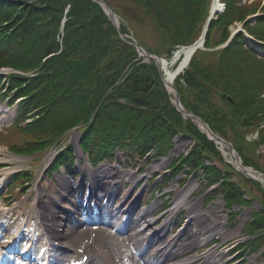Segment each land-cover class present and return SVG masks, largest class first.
I'll return each mask as SVG.
<instances>
[{
	"label": "trees",
	"instance_id": "1",
	"mask_svg": "<svg viewBox=\"0 0 264 264\" xmlns=\"http://www.w3.org/2000/svg\"><path fill=\"white\" fill-rule=\"evenodd\" d=\"M223 1L225 11L210 22L205 48L225 41L228 26L258 7L238 5L239 0ZM129 2L159 31L157 49L147 46L148 50L157 53L162 47L171 54L176 45L192 43L199 36L210 0ZM115 12L122 13L117 8ZM120 17V31L130 33L133 22ZM250 29L264 39V18H258ZM242 39L238 35L226 47L213 51L196 50L174 85L186 110L230 140L244 164L264 172V156L256 151L259 142L245 138L264 121V58L243 47ZM205 58L213 62L208 64ZM1 66L20 71L8 78L9 91L24 97L17 122L32 112V121L19 127L28 137L19 151H39L77 126L80 146L91 159L111 156L115 148L141 156L152 149L160 153L161 143L170 142L172 135H189L195 144L182 163L209 184L220 183L217 193L228 204H249L245 193L257 199L261 209L251 215L247 228L261 231L253 249L264 240V188L237 172L193 119L177 111L154 62L138 57L135 47L119 35L98 3L0 0ZM260 139L264 141V135ZM198 170L202 174H197ZM232 174L237 175L236 181H230Z\"/></svg>",
	"mask_w": 264,
	"mask_h": 264
},
{
	"label": "rangeland",
	"instance_id": "2",
	"mask_svg": "<svg viewBox=\"0 0 264 264\" xmlns=\"http://www.w3.org/2000/svg\"><path fill=\"white\" fill-rule=\"evenodd\" d=\"M245 4H249L253 2V5L256 6L259 4L261 0H244ZM108 4L114 8L119 9L122 13L117 12L119 16H127L131 21L133 22V25H131L130 32H132L141 43L145 44L146 46L150 47L152 50L157 49V45H159L157 38H159V31L156 28L155 24L152 22V20L148 16H144L139 8L133 7L132 4L129 2V0H106ZM264 4V0H262ZM221 4L219 5V7ZM249 21L251 23H254L255 17H250ZM240 24H237L233 29L236 30V28H240ZM136 27V28H135ZM248 29H250L249 24L246 25ZM137 32V33H136ZM133 35V36H134ZM250 40V39H249ZM248 38L246 40V45L250 44ZM260 54L264 56V47H259ZM176 50H174L175 52ZM158 55H160L161 58L166 59L167 61L171 60V57L169 53H166L164 49L161 47V50H159ZM208 64H211L213 61L209 58L204 59ZM175 64H172L170 68H174ZM3 82V81H2ZM5 85V84H4ZM170 91V89H169ZM171 101L174 102V98H171ZM16 106L13 105L11 108L7 107L5 103L0 104V127L2 126V130L0 131V209L2 207H5L6 210L9 212L4 215V226H6V223L8 227H12L17 224H22L24 221L26 223V231L29 233L31 230L34 229L35 223L33 220L35 215L33 211V205L36 204V206H39L38 204H45L48 209L50 208V205L53 204L52 200L54 202H57L60 206H63L65 208H70L71 204L68 202V204H64L66 201H61V196L65 195V197L72 200L71 196L73 193H66L65 190V184H68L71 186L70 182L67 179L66 173L61 167H57L56 169H50L49 165L51 164V161L53 157L56 155V150L47 151L45 149H42L38 151L37 153H24V154H13L10 153L7 150V147L9 145H14L19 148V146H23V143L25 142L26 135L24 132H22L20 129H17L18 127H14L13 125H10L12 122V119L14 117ZM257 123H259L257 121ZM264 121L260 122L259 129H253L248 132V136L251 139H254V132L255 131H261V136L264 135ZM76 131V130H74ZM179 133V132H178ZM215 133V132H213ZM217 134V133H215ZM219 135V134H217ZM221 136V135H220ZM70 141L72 143L75 142L76 135L71 134ZM70 143V142H69ZM193 143V140L190 137L185 136L184 134H175L172 135L170 138V142L164 141V143H161L160 148L162 149L161 154L154 155L152 157H147L142 160H131L133 161V164L129 167H125L123 165V162L125 160L124 153L121 151L119 152L120 162H110V161H103L99 163L97 166L91 169V173L94 172L97 169H104L106 172H108L109 178H113V181L111 182L110 186L113 184L117 186V184H120L125 175L128 172H134L137 177V173H140L142 177L147 181L149 180L147 192L141 198V201H139V209L141 207L145 208H155L153 214H156L157 210L159 209V206L161 203H167L170 205V208H168L166 211L161 212L159 215H154L155 218V224L157 226L165 225L167 222L165 221V218L168 215L172 214V219L170 220V229L167 230V233L165 234L166 239H170L174 236H176L185 226L186 221L188 220V213L187 210L182 212L180 209L183 206L186 205H176V199L178 195L185 192L187 189L191 188V192L188 194L187 199L189 201H197L198 207L197 210L199 211L197 214H195V219L190 220V225L188 227H194L196 225V218L201 216L203 220L207 221V227L213 226V225H219V228L216 230H213L207 234H203L201 232V236H208L207 244L204 245H198L188 250L187 256L194 255L197 257V255H202L207 253L208 251L213 250L214 253L218 254L217 258V264H220L224 260H227L228 256L229 258H232L229 261H234L233 264H264V249L263 244L264 241H261V243H258V246L255 247L253 250V253H248L247 248L242 249V238L243 234L245 232V227L243 226L245 220L247 219L249 213L251 211H257L260 207L256 202H253L251 204V207L239 209L240 206H229L227 204L228 208L225 209L226 202L222 199L220 196L221 193H218L212 201L206 202V181L202 178H194L192 176H189L188 174V168L186 164L182 165L179 164L177 166V169H175V176L171 174L165 177V179H170L167 185H164V182H161L162 178H164V173L168 167H171L174 165L173 161L176 160V163L178 162V158L181 157V154L183 152H187L189 148L191 147ZM218 144V143H217ZM220 149H225L227 151V154L224 153V158L235 165L236 158L233 156L232 151L230 148H228L225 145L218 144ZM253 149V145L249 147V149ZM125 153H127L126 149H123ZM257 153H260L262 156H264V142L261 141L258 144V147L256 148ZM251 158H254L252 154H248ZM161 156V157H160ZM261 156V157H262ZM261 160L264 162V158L262 157ZM84 162V161H83ZM135 162V163H134ZM262 162V163H263ZM157 163L158 166H156L151 173H146V170L148 167L152 164ZM85 167V165H84ZM87 167V165H86ZM22 169H28L31 174V180L27 182L26 184H22L19 182L12 183V173L18 170ZM75 171V170H74ZM189 176V178H188ZM156 179V185L157 188H160V193L158 195L154 194V190L152 188L151 181L153 179ZM73 179V178H72ZM144 179H142L136 187H134V190L131 191V196L128 198L129 200L134 199L136 197V194L139 193L141 185L144 183ZM164 179V180H165ZM21 180V179H20ZM105 180V179H104ZM118 181V183H114V181ZM65 181V182H64ZM79 181V178L75 179L73 181V186L76 187L77 183ZM88 183V180H87ZM38 185L40 189L44 191V193L41 196H38L35 186ZM132 186V182L127 184L126 189L130 190ZM162 187L164 189H162ZM152 196L151 195V192ZM171 191L172 196L170 199L167 198V193ZM166 201V202H165ZM145 202V205L143 204ZM41 209V208H40ZM235 209L238 216L236 217V221H233L231 223L229 213ZM102 212L109 210V205L105 207L104 205L101 206ZM137 210V209H136ZM180 210V212H178ZM15 211V215L11 218L10 215L12 212ZM171 213V214H170ZM152 214V215H153ZM179 214V218L177 219L179 222H177V228L174 227V223L176 220V216ZM162 216V217H159ZM131 217L135 218V213L131 215ZM105 218H109L106 214ZM160 218V219H159ZM101 228H103V231L98 230H87L84 227L79 226L76 231L74 232L76 235L78 234V237L75 239H71L70 241L74 243L76 240H84L87 238H94L99 244H104L109 248V250L112 252L113 256L118 262H121L122 260H125L126 257H128L129 260L133 262H138L140 259V256L137 255L135 252L141 253L144 256L149 248L144 249L143 245H131L129 242V239L125 235L118 234L112 227L100 225ZM169 228V226H168ZM149 228H147L148 230ZM153 229V227L151 228ZM238 229V232L232 236L226 237V233ZM105 230V231H104ZM170 230V231H169ZM146 232V230L144 231ZM4 233V232H3ZM148 233V231H147ZM144 235H140L139 238H143ZM230 246L222 247L224 252L222 253V249L220 248L224 242H231ZM239 242V245L235 250L229 253V248H232L234 244H237ZM4 244V242H1ZM0 243V247L3 245ZM20 244V249H24L25 244L28 243L26 240L24 241H15L14 244ZM8 245V244H6ZM207 245H211L210 248H207ZM249 245V244H248ZM176 249V248H174ZM228 249V250H227ZM241 249V250H240ZM232 257L231 254L234 251H237ZM3 249H0V252H2ZM94 252H98L97 250H94ZM150 254H153L155 250H149ZM255 251V252H254ZM71 251H68L67 253H70ZM99 253V252H98ZM139 254V253H138ZM220 254V257H219ZM65 255V253L63 254ZM69 259H79L78 256H74L72 254L67 255ZM152 256V255H151ZM1 257V255H0ZM1 260V258H0ZM205 259H202V257H198L195 259L194 264H201L202 261ZM96 264V263H94ZM137 264H141L140 262Z\"/></svg>",
	"mask_w": 264,
	"mask_h": 264
},
{
	"label": "bare ground",
	"instance_id": "3",
	"mask_svg": "<svg viewBox=\"0 0 264 264\" xmlns=\"http://www.w3.org/2000/svg\"><path fill=\"white\" fill-rule=\"evenodd\" d=\"M218 3V1H217ZM215 2L212 6V10L217 8L218 5ZM254 45L264 47L263 44L255 42ZM193 54V46H187L180 48L172 57L171 61H163L161 64V67L163 68V71L166 76V84L169 86L175 78V76L180 73L184 67H186L188 61L190 60L191 56ZM172 64H175L174 68H170ZM203 129H205L204 126H202ZM239 162H237L238 165ZM158 166L157 163L152 164L146 171V173H150L153 171V169ZM239 166V165H238ZM245 172L247 174L256 176L255 173L250 169H245ZM92 176V188L98 189L104 193L105 196L108 198L106 199V203L110 204L111 206L115 204L117 207L115 208V217L120 219L119 214L124 213L123 209L127 206V198L129 194L127 192L124 193V189H120V186H109V184L106 183L107 179H113L109 178L108 172L104 169H97L94 173L91 174ZM129 178H133V174L126 175ZM105 179V180H104ZM191 192V188L187 189L185 192L178 195L176 199V203L187 204L188 208V215L192 216L190 217V220L195 219V213L197 212L198 202L197 201H189L187 199L188 194ZM42 193L41 190L38 189V195L40 196ZM97 191L92 193V196L97 197ZM124 193V194H123ZM62 198V197H61ZM55 200V199H54ZM54 200H52L53 204L50 205L49 209V215H47L46 220V226H48L50 231V237L53 238V241L55 242H61L65 240H70L75 238L76 234L74 233L76 231V215L74 213H67L64 210H61L57 203H54ZM58 206V207H57ZM130 206L137 207L138 206V199L137 197L130 203ZM73 207L78 210L79 207L78 203L73 205ZM153 208H147V209H138L137 214H139V225L138 227H143L144 229L149 227L151 225V215L153 212ZM108 213L110 211L108 210ZM196 218V225L194 227H185L176 237L171 239L170 241H165V235L160 234L163 232L165 225L160 228L158 231H154L151 234H147L146 239L141 240L139 238L140 233L138 232L136 234H130V231H132L135 227L130 228L125 234H127L129 238V242L131 245H143L145 243L149 249L147 250L146 254L141 257V253L135 251L137 255L140 256V259L138 262H133L126 257L125 260H122L120 264H193L194 257H187V258H181L184 256L187 250H189L192 247L201 245L206 239V237L201 236V232L205 235L213 230H216L219 228V225H211L207 227V221L203 220L202 218ZM97 222L95 221L94 224ZM104 224L105 223H100ZM20 230V226L15 227L11 232L17 233ZM238 232V229L230 231L226 233V237L232 236ZM143 235L145 233H142ZM146 235V234H145ZM11 241V240H10ZM66 247L70 248L69 242H64ZM80 247V246H79ZM62 248V247H61ZM152 248H156V251L154 254H150L149 250H152ZM176 248V249H174ZM59 249V248H58ZM60 250V249H59ZM84 249V254L81 255L83 257L86 255ZM139 253V254H138ZM92 257V261L96 262V264H104V261L102 258L95 254H88ZM152 255V256H151ZM206 257L209 256V254H205ZM108 256V255H106ZM211 257V256H210ZM217 257L214 255V258L209 261L206 260L203 264H216L217 263ZM8 264H15V262H9ZM29 264H35V261H31ZM51 264H64V256H60V253H54L51 255Z\"/></svg>",
	"mask_w": 264,
	"mask_h": 264
},
{
	"label": "water",
	"instance_id": "4",
	"mask_svg": "<svg viewBox=\"0 0 264 264\" xmlns=\"http://www.w3.org/2000/svg\"><path fill=\"white\" fill-rule=\"evenodd\" d=\"M96 1H98L99 3H103L101 0H96ZM109 8H110V7H109ZM109 14H110V16H111L112 21L115 22V18H114L113 13H111V12L109 11ZM196 44H198V43H195V45H196ZM135 45H136L137 48H139V49L141 48L137 43H136ZM196 46H197V45H196ZM145 54H146V56L151 57V55H150L149 53L145 52ZM155 61H157V60L155 59ZM172 87H173V89H174V95H175V99H176V105H177V107H180V105H179V94H178V92H177V89H176L174 86H172ZM222 96H224V95H222ZM181 111H182V113H185L183 110H181ZM185 114H187V113H185ZM187 115H188V116H191V117H193V118H195L199 123H201V124L207 129L206 124H205V123L203 122V120H201L199 117H197V116H195V115H193V114H191V113H188ZM207 130L210 131L209 129H207ZM214 138L217 139V140L222 141L223 143H226V144L230 145L229 142H226V141L222 140V139L219 138V137H215V136H214ZM230 146H231V145H230ZM254 173H256V174L261 175V176L264 177V174H262V173H259V172H254Z\"/></svg>",
	"mask_w": 264,
	"mask_h": 264
}]
</instances>
